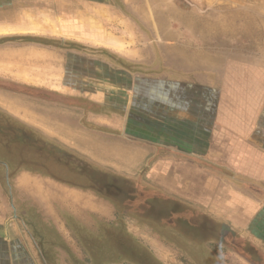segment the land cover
I'll list each match as a JSON object with an SVG mask.
<instances>
[{
  "label": "rangeland",
  "instance_id": "obj_1",
  "mask_svg": "<svg viewBox=\"0 0 264 264\" xmlns=\"http://www.w3.org/2000/svg\"><path fill=\"white\" fill-rule=\"evenodd\" d=\"M104 1L106 4L98 5L75 0H47L46 9L40 11L39 17L31 13L30 29L83 42L103 43L128 60L146 66L156 62L151 68L153 71L161 64L186 72L199 70L210 73L199 74L198 80L205 82L201 88H205L211 114L214 117L262 118L263 121H259L255 128L261 131V125L264 126V0ZM34 17L39 19L37 26L32 25ZM20 59L51 62L49 57L40 53H27ZM4 63L5 59L0 60L2 72ZM7 63L10 69L7 75L21 79L20 74L12 72L13 62ZM17 68L26 75L31 74L32 78L24 80L29 85L53 87L51 89L55 90H32L20 85L22 82L11 85L0 80V102L4 107L57 134L62 143L109 168L126 182L119 188L113 186L109 197L92 189L65 185L42 174L20 171L14 175V217L10 223L16 236L20 237L23 227H27L33 238H37L36 242H42L39 256L45 257L46 264H52L55 253L68 261L69 250H54V245L59 246L61 241L76 243L67 233L71 226L78 231L77 247L73 245L77 250L78 264H139L136 261L140 253L137 244L149 252L147 256L151 260L148 264L262 263V256L256 249L230 232L231 222L227 217L214 216L224 209L221 200L228 195L226 189L219 184L214 186L213 181L188 171L181 164L172 163L173 159L187 160V155L181 153L183 150L178 146L181 139L163 142L166 148L159 146V139L166 140L161 137L164 134L151 128L153 117H138L143 135L140 138H130L134 134L127 130L125 136L130 137H124L115 128L107 131L82 126V109L67 103L71 102L68 97L89 99L90 96L83 94L84 89H79L80 85H86L84 78H74L65 69L62 82L65 81L67 88H63L56 81L35 78L41 72L32 74L39 70L33 71L22 62ZM58 74L55 72L53 77ZM110 80V90L118 95L117 83L120 86L123 79L115 75ZM96 82L97 90L108 91V86L103 85V88L98 79ZM134 82L135 101L139 100L141 107L151 113H163L156 108L150 109L157 101L150 92L160 85L150 78H136ZM6 88L14 90L6 91ZM161 91L165 97L171 92L165 87ZM188 92L190 97L194 94L198 97L196 90L189 89ZM129 94L133 96L131 91H126L127 98ZM101 95L96 97L101 98ZM104 99L102 101L105 102ZM130 106H134L133 102ZM146 110H142L144 114H148ZM166 113L169 115L172 111ZM113 114L105 112L104 117H115ZM224 122L228 125L226 119ZM206 126L213 127V123L207 122ZM150 133L160 136L157 140L144 137H151ZM213 135L212 129L210 132L206 130V136L211 137L212 143ZM228 135L222 138L224 144L230 141ZM221 148L222 152H227L224 146ZM225 152L223 156H229ZM192 156L189 155L190 160ZM211 156L214 157L213 153ZM205 161L209 164L205 167L215 172L219 170L212 158ZM219 172L228 174L222 170ZM133 182L150 186L153 190L131 194L128 186ZM154 190L162 195L189 197L194 201L187 200L189 210L179 212L160 196L158 198ZM198 199L203 201L197 202ZM117 211L121 212L118 219ZM78 234L82 238L88 237V240L83 242ZM139 242L143 243L142 246ZM132 247L134 251H131ZM119 250L124 252L125 259H117ZM26 257L27 254L17 248L15 260H25Z\"/></svg>",
  "mask_w": 264,
  "mask_h": 264
},
{
  "label": "crops",
  "instance_id": "obj_2",
  "mask_svg": "<svg viewBox=\"0 0 264 264\" xmlns=\"http://www.w3.org/2000/svg\"><path fill=\"white\" fill-rule=\"evenodd\" d=\"M79 1L98 5L106 4L104 0H75V2ZM123 1L126 3L131 0ZM46 2L47 0H0V60L3 61V59H5L6 61V63H4L5 70L3 72L0 71V80H5L7 84L10 83L11 85L19 84L16 82H22L20 85L26 86V88L32 90H55L51 89L53 87H35V85H29L24 80L32 78L30 77L31 74L26 75L22 73L21 70L17 68V65L22 62V64L33 71L35 69L39 70L32 73L36 74L35 72H41L40 75L35 78L56 81V83L63 88H67L65 81L64 83L62 82V77L64 76L63 72L67 69L74 78H84V81H81L85 82L86 85L85 87L80 85L79 89H84L82 90L84 91L83 94L90 96L89 99L95 100L96 102H104L102 101L103 98L109 97L110 99L118 101L122 99L124 106L128 108L131 107L130 105L132 102L133 105H135V87L126 89L122 87V85H117L116 91L120 95H111L109 88L110 78L107 75L108 71H104V67L101 65L102 63L96 58L87 57L73 50H61L41 44V42L45 41V38H57L75 41L89 46L101 47L112 51L109 46L103 43L83 42L77 39L63 37L62 35L32 31L30 29V15L32 13L33 16L37 15L39 17L40 11H45L46 9ZM38 21L39 19L34 17L32 25H39L37 23ZM27 53L45 54L47 58H50L51 62L45 63L20 59L21 56ZM8 61L13 62L12 72L20 74L19 76H21V79H16L17 77H13L10 74L7 75V72L10 70L8 67L9 63H7ZM79 66L85 69L79 68ZM99 69L104 72L101 71L100 73ZM57 71L59 73L58 76L53 77L54 73ZM46 72H49V75H47ZM97 79L100 81L99 83L103 88L105 87L103 85H106V87L108 86V91L106 93L96 89ZM176 84L179 86L181 85V88L185 89V92L182 91L177 94L176 98L173 97L169 99L168 106L165 110H168V113L171 110L172 113H169V115L166 112L152 115L156 120L157 118L165 117L167 121L165 134L161 135V137H165L166 141L159 139L160 142L157 144L161 146L163 142H167V140L173 141L175 138L181 139V144H178V146L183 150L181 153L187 155V160L175 161L173 159L174 161L172 160V163L181 164L188 171L196 174L198 173V175L213 181L214 186L219 184V186L226 189L228 195L222 200L219 199L224 202V209H221V212L216 213L214 216H220V218H223V216L227 217L231 222L228 227L230 232L235 234L237 239L241 241L246 240L250 248L256 249L262 256L261 264H264V126L261 125V131L259 129L255 130L258 122L263 121V119L261 118L260 120L259 117H257L256 120H253L254 117H214V114H211L209 108L210 104L207 101L209 99L206 97L205 88H201V86L205 84L204 81L197 80V83L192 85ZM189 85L191 87H187ZM71 86L74 87L73 85ZM189 89L196 90L198 92V97L195 96L196 94H194V97H190V94L187 95ZM13 90V88H6V91ZM126 91H131L133 96L129 94L127 98ZM100 93H102L101 98L96 97ZM161 107L164 108L162 105ZM0 108L4 109L12 116L20 118L29 125L38 128L45 135L59 139L57 134L47 131L41 125L32 124L25 118L9 111L1 102ZM125 116L126 114H123V118L118 117V128L122 135L127 137L125 135L128 121ZM208 117L213 118L209 119ZM223 119L224 121L225 119L227 120L228 125ZM101 121L106 122V117H102ZM207 122L213 123V127H207ZM207 129L209 132L211 129L213 130V143L210 140L211 137L206 136ZM216 129H219V132ZM227 133L229 134L228 137L230 141L224 144L222 138L225 137ZM218 136L220 137L218 138ZM206 137H209L208 140ZM59 141L62 142L61 140ZM173 143L176 144L175 142ZM223 146L226 148L229 156H223V152H225V150L222 152L221 147ZM164 147L166 148L167 146ZM211 153H213L214 157L211 156ZM189 155H193L191 158L192 160H190ZM195 156L197 159L194 158ZM206 158H212L214 166L219 170L215 172L200 163V160H206ZM6 170L7 164L0 161V264H46L45 257L39 256V252H41L43 248L41 247L42 242H36L37 238L36 240L33 238L27 227H23L24 232L22 231V233H20V237L15 235L14 227L10 223L14 217L15 181L14 177L7 178ZM220 170L226 171L228 174L225 175L219 172ZM188 198L182 197L184 200L194 201V199ZM199 201L202 202L203 200L198 199L197 202ZM242 218L246 219V221L244 222ZM76 231L75 226H71L67 233L78 243L76 234L78 231ZM224 232L225 231H223V233ZM60 234L63 233L61 232ZM78 235L83 242L88 240V237L82 238L80 234ZM62 239L64 240V238ZM76 243L67 241L62 243L61 241L59 246L55 244L54 250H69V259L67 261L66 258L61 255L58 256L57 253H55L52 264H78L77 250L73 248V245L77 247ZM66 246L69 247L67 248ZM17 248L23 250L27 254L25 260H15V251ZM31 251L33 257H31ZM16 254L18 253L16 252ZM245 259L249 260L247 257ZM112 264H122V262H115Z\"/></svg>",
  "mask_w": 264,
  "mask_h": 264
},
{
  "label": "trees",
  "instance_id": "obj_3",
  "mask_svg": "<svg viewBox=\"0 0 264 264\" xmlns=\"http://www.w3.org/2000/svg\"><path fill=\"white\" fill-rule=\"evenodd\" d=\"M41 44L61 50H73L87 57L96 58L102 63L101 65L104 67V71H108L107 75L109 78H114L116 75L118 78L123 79V83L119 85H122V87L126 89L135 87L134 81H136V78H150L156 81L160 87L156 88L154 92H150V96L157 101L154 102L152 98L150 100L159 107L154 105L150 107V109L156 108L163 113L167 112L165 109L168 106L169 99L173 97L176 98L177 94L185 91V89L181 88V85L179 86L176 83L192 85L197 83L199 74H210L199 70L186 72L172 69L171 67L161 64L157 66L159 68L156 69V71H153L151 68L156 62L146 66L141 62L128 60L122 55L108 49L89 46L75 41L45 38V41L41 42ZM156 58H159V55H157ZM164 73L172 74L165 75ZM130 82H132V84ZM190 85L187 87H191ZM164 87L166 90L168 89L171 91L169 93L167 92L168 97H165L166 94H163L161 91ZM114 92L115 91L110 90L111 95H116ZM68 98L71 102L67 103V105L82 109L84 117H82L80 124L82 126L85 125L87 128L105 129L107 131L111 128H115L118 132H121L118 128V117L123 118V114H126L125 118L128 121L127 131L134 134L132 137L127 136L130 138L143 137L140 131L141 122L138 120V117H152V115H154L152 113H157L155 109L153 110L155 112L151 113L142 108L141 104L138 103L139 100L135 102L134 107L128 108L124 106L123 100L119 102L109 97L105 98V102H96L91 99H83V101L80 97ZM120 104L121 106H118ZM161 105L164 106V108H162ZM142 110H146L148 114H144L145 112ZM105 112L115 113L112 115L115 117H106V122L101 121L102 117H87L95 115L104 117ZM96 122L101 125H98ZM166 122V119L163 117L157 118V120L153 117L151 118V128L165 134ZM150 136L151 137H144L157 140L160 135L154 134L152 136V133H150ZM194 158L197 159L196 157ZM0 161L7 164V170L5 172L7 173L8 179L14 177V175L20 171H29L60 180L61 183L65 185L92 189L103 196L109 197V190H111L113 186L119 188L121 185H126V182L121 181L120 176H116L110 172L109 168L95 163L84 154L68 147L58 139L45 135L38 128L29 125L18 117L12 116L2 108H0ZM200 163L206 166L209 165L205 160H200ZM129 184L130 186L128 187L131 194H139L141 191H147V189L153 190L152 187H144L145 185L142 186L139 182ZM154 192H157L158 198L160 196L161 200H165L166 203H169L175 210L179 212H184L186 209L189 210L188 205L190 204L187 200L166 194L162 195L155 190ZM120 217L121 212L117 211L116 218L118 219ZM243 257L245 258V256Z\"/></svg>",
  "mask_w": 264,
  "mask_h": 264
},
{
  "label": "flooded vegetation",
  "instance_id": "obj_4",
  "mask_svg": "<svg viewBox=\"0 0 264 264\" xmlns=\"http://www.w3.org/2000/svg\"><path fill=\"white\" fill-rule=\"evenodd\" d=\"M139 244H141V246H142L143 243L142 242H139ZM132 246H135L136 247V244L135 243L134 244L132 243ZM137 247H138V250H139L140 253L136 256V257L139 256L136 261H138L139 264H148L149 261L151 260V258L149 256H147V254H149V252H147V250L145 248L144 249H141L140 245L138 246V244H137ZM134 250H135V248L132 247L131 251H134ZM117 255H118V258L117 259H122V258L125 259V255H124V252L123 251L119 250L118 253H117ZM117 261H119V260H117ZM129 264H131V263H129Z\"/></svg>",
  "mask_w": 264,
  "mask_h": 264
}]
</instances>
